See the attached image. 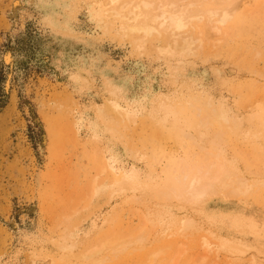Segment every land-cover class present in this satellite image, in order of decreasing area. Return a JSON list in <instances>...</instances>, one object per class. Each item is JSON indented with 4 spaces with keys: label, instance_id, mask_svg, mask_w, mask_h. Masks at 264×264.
<instances>
[{
    "label": "rangeland",
    "instance_id": "obj_1",
    "mask_svg": "<svg viewBox=\"0 0 264 264\" xmlns=\"http://www.w3.org/2000/svg\"><path fill=\"white\" fill-rule=\"evenodd\" d=\"M99 1L0 0V264H60L64 236L83 251L130 231L153 199L151 190L202 163L204 154L185 135L195 132L201 109L230 110L231 127L225 124L221 143L208 148L251 181L264 182V0H234L220 42L182 60L153 49L160 40L152 51L134 47L96 14ZM166 99L169 112L160 108ZM115 102L134 117L117 113ZM105 163L132 170L142 186L102 190L87 203L94 178L109 177L101 173ZM259 188L257 195L213 197L205 209L242 212L263 225L264 185ZM154 199L148 206L167 213L156 240L143 250L111 253L104 264H142L160 248L165 253L153 264H171L184 247L179 264H264V235L208 225L189 203ZM190 216L203 229L184 234ZM205 239L246 251L221 250L216 263L215 255L198 262Z\"/></svg>",
    "mask_w": 264,
    "mask_h": 264
},
{
    "label": "bare ground",
    "instance_id": "obj_2",
    "mask_svg": "<svg viewBox=\"0 0 264 264\" xmlns=\"http://www.w3.org/2000/svg\"><path fill=\"white\" fill-rule=\"evenodd\" d=\"M237 4L234 0H100L96 14L103 21H106V25L109 28L114 27L117 29L118 27L119 32H122L123 35L131 39L135 44L134 47H138L140 51L146 48L152 51L150 47H153L160 40L161 42L163 41L164 45L154 46L153 49H156L158 53H168L167 55L178 56L180 57L178 60H182L194 54L198 47L202 48L205 45L208 47L215 46L220 42L218 38L221 33L220 25L230 18L232 12L237 8ZM203 22L207 23V28L204 25L206 29L200 28V24ZM196 33L199 34L198 37L195 36ZM205 33L206 35H204ZM140 51L139 53H141ZM112 93L118 94L115 91H112ZM113 105L117 113L124 114L127 118L134 117V114L120 103L115 102ZM206 106L208 109L211 107L209 101ZM160 108L162 111L169 112L172 110V105L166 99L160 102ZM208 111L201 109V112H198L197 115L199 116L197 117L199 118L198 122L195 129L193 128L195 132L185 134L189 140H192L193 143H191L198 148L199 152L204 154L203 160L200 159L202 163H196L197 166L187 165V168H183L182 176L177 181L169 183L164 189L156 187V190H151L153 193L149 196L153 199H159L158 201L165 199V201L177 200L181 204L182 202L189 203L196 207L200 219L203 218L208 225L222 223L241 235H264V224L259 225L252 217L242 212L211 214L205 209L206 202L213 197L221 195L228 198L242 196V194L248 195L253 192L255 194L256 190L260 189V185H264V182H260V180L255 181L254 179L251 181L230 159H222L223 157L221 158L219 153L215 151V148H208V144L216 146L221 143L223 139L222 134L224 133L223 126L229 124V127H231L230 123L232 118L235 120L230 110L224 106H221L219 109L211 108ZM213 126H218V129L211 133ZM102 165L101 173H108L109 177L107 176L108 178L102 179L98 175L94 178L91 193L89 198L86 199L87 203L102 190L110 191L111 193L120 190L135 191L142 186L137 181V176L132 170H117L110 166L109 163ZM258 170L260 171V169ZM253 194V197L257 195ZM245 195L243 198H245ZM138 198L141 199L140 196ZM153 199L150 201H153ZM157 199L155 202H157ZM165 201L163 202L166 203L167 201ZM261 201L264 204V198ZM138 202L140 203V201ZM142 202L145 203V200L141 199ZM149 202L147 201V205L144 204L146 211L144 212L143 210V213L138 216L140 218L139 223L134 226L130 224V231L114 234L98 243L94 242L95 244H92V246H90L91 242H89L90 247L88 249L86 248V250L79 251L84 246L81 247L79 241L65 238L64 236L63 239L65 240L60 241L58 246L63 252V254L61 253L63 256H60V264H104L107 261L110 263L114 259L111 253L118 256L120 253L127 252L128 250L132 252L131 248H133V252L135 251L134 248L136 250L146 248L147 245L156 240L155 238L159 235L158 233L162 232L160 230L164 229L167 214L161 208L154 207V209L152 206H148ZM182 226L181 232H184V234L185 232L188 233L191 231L193 233L194 231H201L203 229L202 224L195 217L184 220ZM210 233L215 232L211 231ZM237 244L228 240L225 244L219 245V243H214V241L209 242V240L205 239L202 246L206 253L200 257L198 262L205 263L209 256L215 255L213 262L216 263L221 250L229 252L230 254L239 253L242 250V246L239 247ZM168 247H170V243ZM184 248H178L171 258V264H179L180 258L185 253ZM242 251L246 250L244 249ZM164 253L163 248L156 249L149 254L148 260L142 264H153L155 258ZM240 253L242 252L240 251ZM250 264H254V259H252Z\"/></svg>",
    "mask_w": 264,
    "mask_h": 264
}]
</instances>
